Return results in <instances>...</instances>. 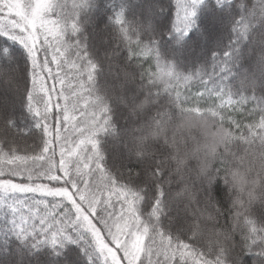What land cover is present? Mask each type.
Returning <instances> with one entry per match:
<instances>
[{"label": "snow or ice", "instance_id": "1", "mask_svg": "<svg viewBox=\"0 0 264 264\" xmlns=\"http://www.w3.org/2000/svg\"><path fill=\"white\" fill-rule=\"evenodd\" d=\"M0 264H264V0H0Z\"/></svg>", "mask_w": 264, "mask_h": 264}, {"label": "trees", "instance_id": "2", "mask_svg": "<svg viewBox=\"0 0 264 264\" xmlns=\"http://www.w3.org/2000/svg\"><path fill=\"white\" fill-rule=\"evenodd\" d=\"M68 2H69V4L71 5L72 0H68ZM110 2H111V3H118L119 0H110ZM173 2H174V0H173ZM192 134H193V135H198V133H197L195 130L193 131ZM256 209L258 210V206H256Z\"/></svg>", "mask_w": 264, "mask_h": 264}]
</instances>
